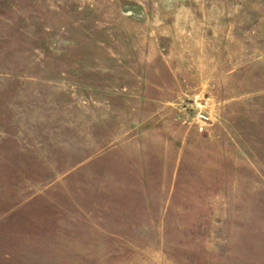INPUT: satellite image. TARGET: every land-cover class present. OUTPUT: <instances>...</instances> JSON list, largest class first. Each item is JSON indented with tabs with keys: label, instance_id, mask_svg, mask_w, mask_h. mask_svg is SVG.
<instances>
[{
	"label": "rangeland",
	"instance_id": "rangeland-1",
	"mask_svg": "<svg viewBox=\"0 0 264 264\" xmlns=\"http://www.w3.org/2000/svg\"><path fill=\"white\" fill-rule=\"evenodd\" d=\"M0 264H264V0H0Z\"/></svg>",
	"mask_w": 264,
	"mask_h": 264
},
{
	"label": "built area",
	"instance_id": "built-area-1",
	"mask_svg": "<svg viewBox=\"0 0 264 264\" xmlns=\"http://www.w3.org/2000/svg\"><path fill=\"white\" fill-rule=\"evenodd\" d=\"M209 116L205 113L199 111L197 113V126L199 131H204L206 128V125L208 124Z\"/></svg>",
	"mask_w": 264,
	"mask_h": 264
},
{
	"label": "crops",
	"instance_id": "crops-1",
	"mask_svg": "<svg viewBox=\"0 0 264 264\" xmlns=\"http://www.w3.org/2000/svg\"><path fill=\"white\" fill-rule=\"evenodd\" d=\"M170 132V131H169ZM171 134H174V132L172 131V132H170ZM185 138H186V135L185 134H182V136H181V140L182 141H184L185 140ZM208 139H209V136H206V137H204V138H202V141H204V142H207L208 141Z\"/></svg>",
	"mask_w": 264,
	"mask_h": 264
}]
</instances>
